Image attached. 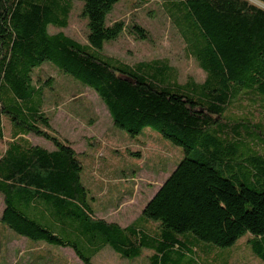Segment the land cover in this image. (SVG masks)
I'll return each mask as SVG.
<instances>
[{
  "label": "trees",
  "instance_id": "trees-1",
  "mask_svg": "<svg viewBox=\"0 0 264 264\" xmlns=\"http://www.w3.org/2000/svg\"><path fill=\"white\" fill-rule=\"evenodd\" d=\"M119 1L0 0V222L31 241L71 247L86 264L73 235L98 236L127 259L145 249L149 264H200L186 258L199 243L226 249L248 234L264 261V0H138L161 3L205 73L202 82L184 83L166 61L127 65L103 55L126 30L147 38L134 22L106 25ZM75 3L87 21L85 45L49 30L68 27ZM46 62L92 88L130 137L151 128L182 149L183 160L141 213L158 232L93 213L77 153L50 133L42 112L52 78H33V70Z\"/></svg>",
  "mask_w": 264,
  "mask_h": 264
},
{
  "label": "rangeland",
  "instance_id": "rangeland-1",
  "mask_svg": "<svg viewBox=\"0 0 264 264\" xmlns=\"http://www.w3.org/2000/svg\"><path fill=\"white\" fill-rule=\"evenodd\" d=\"M74 5L68 27H50L49 30L62 31L85 45L87 21L81 16L82 3ZM115 21L126 25L132 22L138 24L146 31L147 38L137 39L126 30L116 41L104 44L103 55L127 65L152 60L166 61L176 70L180 83L188 79L202 82L206 77L187 55L185 44L167 18L161 3L141 5L138 0H120L107 15L106 25ZM36 76L42 80L52 78L44 86L42 112L50 120V133L77 153L82 163L80 181L87 191L93 213L97 217H108L110 221L111 218L119 220L121 226L134 223L150 234L158 232L159 223L142 219L141 213L183 160L182 149L151 128L144 129L134 138L130 137L124 129L113 124L92 88L61 73L53 64L46 62L35 68L33 78ZM10 126L9 122H5V136H10ZM28 138L33 145L47 151L54 149L49 141L33 136ZM2 209L0 196V214ZM70 239L89 260L88 264H149L151 252L145 249L132 260L123 258L104 245L98 236L73 235ZM249 240L250 236L244 234L226 249L199 243L186 258L192 257L200 264H264L252 254ZM0 264L86 263L75 255L71 247L31 241L0 222Z\"/></svg>",
  "mask_w": 264,
  "mask_h": 264
},
{
  "label": "crops",
  "instance_id": "crops-1",
  "mask_svg": "<svg viewBox=\"0 0 264 264\" xmlns=\"http://www.w3.org/2000/svg\"><path fill=\"white\" fill-rule=\"evenodd\" d=\"M99 216H100V215H99ZM101 216H102V215H101ZM101 218L105 219V220L108 221V222H113V223H117V224L120 225L119 220H115L114 218H113V219L111 218L112 221H110L108 217H106L107 219H106L105 217H101ZM120 226H121V225H120ZM127 226H128V225H127ZM122 227H126V226H122Z\"/></svg>",
  "mask_w": 264,
  "mask_h": 264
}]
</instances>
